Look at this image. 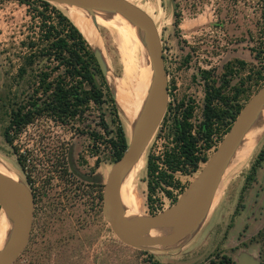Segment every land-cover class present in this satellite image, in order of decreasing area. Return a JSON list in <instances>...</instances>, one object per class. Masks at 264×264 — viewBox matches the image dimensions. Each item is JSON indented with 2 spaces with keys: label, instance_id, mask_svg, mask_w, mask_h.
Returning <instances> with one entry per match:
<instances>
[{
  "label": "rangeland",
  "instance_id": "rangeland-1",
  "mask_svg": "<svg viewBox=\"0 0 264 264\" xmlns=\"http://www.w3.org/2000/svg\"><path fill=\"white\" fill-rule=\"evenodd\" d=\"M127 1L144 11L156 26L169 90L165 114L142 154V169L137 174L130 171L127 176L135 183L128 186L130 195L134 197L136 185L141 188L138 197L141 216L145 217L171 206L205 164L200 163L196 172L174 173L179 187H166L170 195L158 188L148 203L147 158L149 155L162 157L172 146L175 126L186 108H191L189 122L193 131L198 129L203 119L206 81L215 86L227 81L228 93L237 87L239 93L232 98L235 100L232 103L241 108L264 85V0ZM48 3L70 19L67 5ZM42 10L43 5L33 0H0V170L18 177L34 196L30 236L12 264H209L210 261L218 264L222 256L229 258V264H239L242 253L264 264V233L258 234L264 228V210L251 227H243L238 233L231 228L234 217L244 205L243 185L250 166L264 146V129L259 133L260 115L228 163L200 226L177 244L156 248L125 245L104 219L103 189L115 162L106 144L112 132L103 137L96 154L89 136L74 132L84 124L90 129L96 128L93 123L97 121L96 113L92 111L85 123H76L73 128L42 122L39 128L47 131L42 140L38 138L41 130L36 131L33 125L16 136L13 144L4 140L3 130L19 91L17 70L29 54L23 43L34 33L32 30L38 31L35 26L39 25L38 18L33 20L32 15ZM174 12L179 14L177 26ZM96 28L97 33L86 28L87 34H91V43L81 31L100 57L109 83L115 80L120 86L129 85V77L144 78L151 83L149 56L141 38L118 36L116 29L103 25ZM110 86L112 88V83ZM262 111L264 106L260 114ZM107 121H110L108 116ZM227 121L215 125L210 148L205 151L207 158L233 122L228 124L230 120ZM108 129L112 131V123ZM60 144L69 147L65 156L67 174L56 171L43 160L47 156L51 161L61 159ZM14 148L19 153H29V158L34 159L27 172L18 164Z\"/></svg>",
  "mask_w": 264,
  "mask_h": 264
},
{
  "label": "trees",
  "instance_id": "trees-1",
  "mask_svg": "<svg viewBox=\"0 0 264 264\" xmlns=\"http://www.w3.org/2000/svg\"><path fill=\"white\" fill-rule=\"evenodd\" d=\"M33 1L42 4L43 10L32 15L33 20L38 18L39 25H35L38 31L32 30L34 33L23 43L29 49V54L17 70L19 91L12 101L8 123L3 130L4 140L11 145L14 138L27 126L33 125L36 131L41 130L39 126L45 121L73 128L76 123H85L93 111L96 113L94 118H97L93 123L97 129H90L84 124L82 128H75L74 132L89 136L94 154L103 137L112 132V137L106 144L111 148L112 160L116 161L127 147V138L115 98L93 49L82 31L66 15L54 7H49L47 1ZM178 21L179 14L174 12V25L177 26ZM40 62L45 63L42 65ZM227 86V81L219 86L206 81L203 119L198 129L193 131V125L189 122L191 108H186L175 126L172 146L162 157L148 156L149 204L158 188L170 195L171 191L166 187H179V181L174 180V173L196 172L200 163L207 161L205 151L210 148L209 140L215 125L227 123L228 119L230 124L241 109V105L232 103L235 101L232 98H236L239 93L238 88L234 87L228 93ZM107 116L110 118L109 122ZM110 123L113 125L112 131L108 129ZM41 132L42 134H38L40 140L47 131ZM59 149L61 159L51 161L47 156L43 160L49 162L56 171L67 174L69 168L65 156L69 147L60 144ZM14 152L18 164L27 172L34 159L29 158V153H19L16 148ZM263 161L264 146L250 166L246 184L255 177L256 169ZM162 185H165L164 188ZM263 233L264 228L258 232L259 235ZM209 264L215 263L210 261ZM218 264H229V258L222 256Z\"/></svg>",
  "mask_w": 264,
  "mask_h": 264
},
{
  "label": "water",
  "instance_id": "water-1",
  "mask_svg": "<svg viewBox=\"0 0 264 264\" xmlns=\"http://www.w3.org/2000/svg\"><path fill=\"white\" fill-rule=\"evenodd\" d=\"M51 3H70L92 9H119L132 23L147 34V49L153 72V84L144 110L136 121L127 147L121 157L111 166L103 189L104 219L116 237L125 245L137 248H156L177 244L193 233L209 211L222 174L233 157L245 133L260 114L264 104V85L250 97L233 120L219 145L205 162L196 178L168 208L145 217H126L119 205L121 179L140 158L157 130L167 108L168 81L163 51L158 31L152 19L140 8L127 0H43ZM94 51V50H93ZM105 75L106 69L96 52ZM0 189L17 194L23 210L16 208L0 195V207L9 212L16 221L15 234L8 245L0 251V264H12L25 248L31 231L34 210L33 193L23 183L0 174ZM184 220L183 227L173 235L146 237L157 224ZM239 264H260L258 258L242 253Z\"/></svg>",
  "mask_w": 264,
  "mask_h": 264
},
{
  "label": "bare ground",
  "instance_id": "bare-ground-1",
  "mask_svg": "<svg viewBox=\"0 0 264 264\" xmlns=\"http://www.w3.org/2000/svg\"><path fill=\"white\" fill-rule=\"evenodd\" d=\"M56 4L67 5L66 10L68 12V16L76 24V26H79L81 28L80 30L83 31V33L85 34L89 42L91 41L92 37L90 38V35H91L89 34L90 32H88L89 35L87 34L86 28H89L91 32H93L92 30L94 29L95 32L97 33L98 29L96 28V26L103 25L106 27H110L111 29L112 28L116 29L118 36H121V37L125 36V38L127 39H130V38L136 39L140 37L148 53V49H147L148 37H147L146 32L142 30L140 27H138L137 25H135L134 23H132L126 16H124V14L119 9H116V8L88 9V8H84L82 6H78V5H74L70 3H56ZM144 72L146 73V71ZM106 79L109 85L112 83L113 89L111 88V86L110 88L113 90V96L115 98L116 107L118 109L121 121L123 123L125 135L131 136L133 127L136 121L141 116L144 110V107L146 105V102L150 96V92H151V88L153 84L152 69H151V83L146 82L144 78L137 79L136 77L135 78L129 77V79L127 80L129 85L120 86V84L116 82L115 80L109 83L107 74H106ZM263 106L264 104L262 105V107ZM260 113H261V110H260ZM259 115H258L259 116L258 125L260 126L259 127V133H260L264 129V111H262V114H259ZM256 119L257 118H255V120ZM255 120L253 121V123L255 122ZM142 158L143 156L141 155L140 158L132 165V167L128 170V172L121 179L120 190H119V197H120L119 205L121 207L122 212L124 213V216L126 217H142L141 216V206L142 205H141V200L138 197V195H140L141 188H139V186L136 185V188H135L136 192H134V197L130 195V193L127 192L128 186L131 184L133 185L135 184L134 179L131 180L127 176L129 175L130 171H132L133 174H137L138 171L142 169V164H143ZM226 170L227 168L224 170L222 176L224 175ZM0 174L7 176L11 179H14L16 181L19 180L18 177L6 171L4 172L0 170ZM216 192L214 194V197L216 195ZM135 194L137 196L136 197L137 199L135 198ZM0 195L6 198L16 208L20 209L21 211L23 210L24 207H23L22 200L14 192L7 190V189H0ZM214 197L212 199V202L214 200ZM184 223H185L184 220H178V221L164 223V224H157L149 231L146 237L154 238V237H158L162 235H171V233L175 234L176 231H179L183 227ZM15 230H16V221L14 220L13 216L9 212H7L4 208L1 207L0 209V251H2L11 241L12 237L15 234Z\"/></svg>",
  "mask_w": 264,
  "mask_h": 264
},
{
  "label": "crops",
  "instance_id": "crops-1",
  "mask_svg": "<svg viewBox=\"0 0 264 264\" xmlns=\"http://www.w3.org/2000/svg\"><path fill=\"white\" fill-rule=\"evenodd\" d=\"M244 186V205L234 217L231 226L235 233L243 227H251V223L256 222L261 211L264 210V161L257 167L255 177L247 184L244 181Z\"/></svg>",
  "mask_w": 264,
  "mask_h": 264
}]
</instances>
